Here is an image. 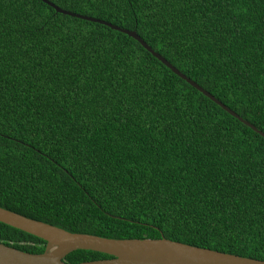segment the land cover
Listing matches in <instances>:
<instances>
[{"label": "trees", "instance_id": "16d2710c", "mask_svg": "<svg viewBox=\"0 0 264 264\" xmlns=\"http://www.w3.org/2000/svg\"><path fill=\"white\" fill-rule=\"evenodd\" d=\"M48 1L134 30L264 132V0ZM0 207L264 260V137L131 36L42 0H0ZM0 241L46 244L2 222Z\"/></svg>", "mask_w": 264, "mask_h": 264}, {"label": "water", "instance_id": "95a60500", "mask_svg": "<svg viewBox=\"0 0 264 264\" xmlns=\"http://www.w3.org/2000/svg\"><path fill=\"white\" fill-rule=\"evenodd\" d=\"M51 5L57 12L93 20L105 24L113 29L119 30L128 36L137 40L148 52L161 61L173 73L185 80L188 84L203 93L227 113L237 118L240 122L250 127L252 130L264 137V132L257 129L253 124L239 116L236 112L227 107L220 100L215 98L208 91L203 89L177 68L171 65L164 57L154 51L134 30H128L109 22L96 18L83 16L61 9L48 0H42ZM0 222L18 228L29 234L43 239L46 244L43 252L29 253L19 250L15 247L6 245L0 241V264H70L64 261V257L75 250H92L111 255V258L83 261L74 264H212L215 261H230L233 264H264V260L243 257L235 254L220 252L217 250L202 248L185 244L179 241L160 238H142V239H113L101 237L87 233H74L67 231L55 225L35 220L11 210L0 207ZM172 249H182L194 255L190 258H171V257H150L141 254L136 248H128L122 251L125 246H157L161 240Z\"/></svg>", "mask_w": 264, "mask_h": 264}, {"label": "snow or ice", "instance_id": "6c2138e0", "mask_svg": "<svg viewBox=\"0 0 264 264\" xmlns=\"http://www.w3.org/2000/svg\"><path fill=\"white\" fill-rule=\"evenodd\" d=\"M174 226H178L174 223ZM186 226V225H185ZM164 241L166 240H161V242L158 243L157 246H144V247H137V246H125L123 248H121L122 251L127 250L128 248H136L138 249V251L146 256H150V257H171V258H190L192 257L194 254L187 252L186 250H182V249H172L167 247L164 244ZM205 248L208 247V245L204 246ZM212 264H233V262L230 261H215L212 262Z\"/></svg>", "mask_w": 264, "mask_h": 264}]
</instances>
